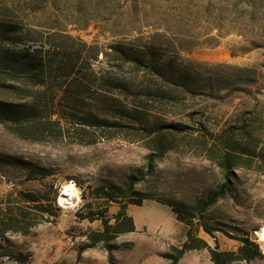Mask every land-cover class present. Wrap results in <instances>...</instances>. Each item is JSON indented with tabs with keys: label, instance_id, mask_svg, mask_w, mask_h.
<instances>
[{
	"label": "rangeland",
	"instance_id": "374dc122",
	"mask_svg": "<svg viewBox=\"0 0 264 264\" xmlns=\"http://www.w3.org/2000/svg\"><path fill=\"white\" fill-rule=\"evenodd\" d=\"M0 23L19 26L20 33L61 32L102 52H110L117 43L137 50L152 47L162 58L207 81L192 95L177 92L144 72L133 75L135 89L143 94L158 92L175 98L125 99L144 114L146 126L124 123L128 128L123 131L85 130L63 120L61 134L59 126L49 125L47 118L32 126L0 121V220L8 218L7 204L18 191L47 199L56 195L59 209L57 217L42 221L29 233L7 232L1 239L0 264H168L164 254L186 242L187 227L167 204L194 208L200 196L221 186L219 161L228 150L222 136L231 131L237 132L232 140L238 167L229 194L204 217L209 226L221 231H215L213 238L198 220L193 229L196 237L212 248L217 242L224 252L237 251L241 245L237 238L249 236L263 257L232 264H264V245L254 240L255 232L264 227V0H0ZM27 44L31 43L24 41L17 48L26 49ZM112 58L100 55L91 62L98 76L115 72ZM127 74L128 70L119 76ZM4 78L0 72V84H22ZM91 80L85 98L97 97L98 90H103L96 77ZM59 100L60 95L54 101L60 105ZM0 101L13 103L17 97L3 93ZM87 104L98 106V102ZM52 108L67 112L52 106L46 114ZM157 124L167 126L162 138L172 148L136 188L157 199L128 207L137 229L116 243L131 242L133 248L114 251L111 263L102 247L83 250L87 234L101 230L102 224L77 214L104 210L108 206L97 197V188L120 185L127 175L145 169L159 139L158 133H150ZM170 125L182 126L184 131ZM25 164L51 175L30 179ZM72 181L81 201L75 210L62 209L57 203L60 191ZM109 206L107 215L113 218L119 206ZM30 212L38 220L49 216ZM0 222L4 227L6 222ZM179 264L214 263L210 251L200 249L186 253Z\"/></svg>",
	"mask_w": 264,
	"mask_h": 264
},
{
	"label": "trees",
	"instance_id": "16d2710c",
	"mask_svg": "<svg viewBox=\"0 0 264 264\" xmlns=\"http://www.w3.org/2000/svg\"><path fill=\"white\" fill-rule=\"evenodd\" d=\"M5 25L0 23V72L5 74L4 79L9 78L22 84H0V94L10 93L17 97V102L13 103L0 101V121L3 123L11 122L16 125L32 126L47 118L49 125L59 126L61 134L63 120L73 121L84 127L85 130L87 128L105 129L110 127L123 131L124 127L128 128L124 123L146 124L144 114L136 107L127 105L125 99L139 101L141 96H145L147 99L158 97L172 100L175 98L172 94L158 92L143 94L135 89L133 75L144 72L165 82L177 92L192 95L199 92L202 87H205L204 83H207L206 80L195 76L188 68H179L172 60L162 58L161 55L156 54L157 52L152 47L137 50L117 43L111 46L110 52H102L99 48L88 46L87 43L79 42L71 35L61 32H49L50 34L44 36L37 30L20 33L19 26ZM37 35H39L38 38ZM24 41L31 44L25 45L26 49H18L17 47ZM100 55H104L105 58L113 57L112 69L115 72L106 76H98L92 68L91 62L97 61ZM126 70H128L126 76H119ZM241 72L248 71L241 70ZM92 77L99 80L103 90H98L97 97L85 98ZM115 92L120 96L113 95ZM59 95L60 105L54 101ZM96 102H98V106ZM87 103H95L96 106ZM52 106L59 107V109L64 107L67 112L64 115L52 108L46 114ZM54 116L60 117L53 120ZM111 120H117V122ZM166 127L157 124L154 129L145 128L146 130L151 129V134L158 133L156 135L159 138L156 142L155 152L147 156L145 169L127 175L120 185L111 184L97 188L96 195L99 199H103L105 205L110 207L109 205L117 204L119 206V210L113 218H109L107 215L108 207L104 210H92L88 214L78 212L77 215L81 219L90 222L100 221L102 224L101 230L87 234V244L83 250L102 247L107 251L109 261L113 263L114 251L121 248L128 250L133 248L131 242L117 244L116 240L124 234L134 233L137 229L134 218L128 212V207L130 205L142 206L145 200L157 199L137 192L136 188L152 175L154 164L162 161L172 148V144L162 138L164 134L162 130ZM168 127L176 128L180 132L184 131L179 125ZM236 133L231 131L222 136V142L228 150L219 161V168L223 176L221 186L200 196L196 200L194 208L181 203L168 202L167 205L176 215L177 220L187 227L186 242L180 248L173 247L169 253L164 254V257L169 261L168 264H179L186 253L200 249L210 251L214 264H232L237 261L250 263L263 257L259 246L252 242L249 236L237 238L241 243L237 251L224 252L220 250L217 242L212 248L205 240L196 237L193 229L195 220H198L199 225L213 238H215L213 236L215 231H221L219 228L209 226L204 221V217L230 192V181L239 163L234 153L237 148L232 140V136ZM24 169L30 174V179L51 175L47 170L29 164H25ZM43 201H46L47 204H44ZM55 201L56 195L53 199H47L35 193L18 191L15 200L7 204L8 210L5 213H10L6 214L8 218H4L7 221L0 220L6 222L4 227L0 225V250L2 249L1 239L7 232L14 230L29 233L34 226L42 221H51L52 217H57L59 209L55 206ZM48 207L53 211L55 209V213L49 212ZM30 209L35 212L41 211L42 214L48 213L49 216L38 220L32 216ZM1 256L2 254H0Z\"/></svg>",
	"mask_w": 264,
	"mask_h": 264
},
{
	"label": "bare ground",
	"instance_id": "6f19581e",
	"mask_svg": "<svg viewBox=\"0 0 264 264\" xmlns=\"http://www.w3.org/2000/svg\"><path fill=\"white\" fill-rule=\"evenodd\" d=\"M72 200V201H71ZM63 205L67 204L66 208H74L80 203L79 192L73 185H66L64 187V194L61 199ZM258 236L261 238V242H264V227L258 231Z\"/></svg>",
	"mask_w": 264,
	"mask_h": 264
},
{
	"label": "built area",
	"instance_id": "2783aa9c",
	"mask_svg": "<svg viewBox=\"0 0 264 264\" xmlns=\"http://www.w3.org/2000/svg\"><path fill=\"white\" fill-rule=\"evenodd\" d=\"M69 185H73L74 186V188H76L77 190H78V188H77V185L72 181V182H70V184ZM65 187V186H64ZM64 187L61 189V191H60V196H59V199H58V201H57V203H58V206L60 207V208H62V209H70V208H66V206H68L67 204H65V205H63V203H61V199H62V197H63V194H64ZM79 192V191H78ZM79 196H80V194H79ZM72 201V200H71ZM80 201H81V198H80ZM79 206V204H77V206L76 207H74V208H72L73 210H75L77 207ZM255 242H257V243H259V244H263L264 245V242H261V238L258 236V232H255Z\"/></svg>",
	"mask_w": 264,
	"mask_h": 264
}]
</instances>
